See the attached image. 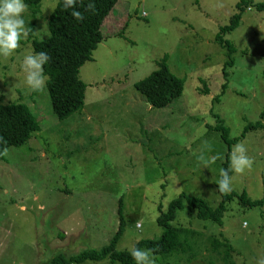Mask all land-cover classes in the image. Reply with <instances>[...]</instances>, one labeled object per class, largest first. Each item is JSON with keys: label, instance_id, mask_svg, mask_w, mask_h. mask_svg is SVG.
Segmentation results:
<instances>
[{"label": "rangeland", "instance_id": "374dc122", "mask_svg": "<svg viewBox=\"0 0 264 264\" xmlns=\"http://www.w3.org/2000/svg\"><path fill=\"white\" fill-rule=\"evenodd\" d=\"M57 1L24 14L38 40L50 36L44 33L50 34ZM246 1L240 26L225 37L236 49L228 56L216 37L241 0H118L102 26L104 41L80 72L85 107L65 121L53 112L47 84L34 92L24 83L20 63L32 51L29 36L0 57V103L26 105L40 126L28 144L0 153V264H48L57 254L108 245L119 228L120 199L126 221L120 251L159 238L158 207L166 211L182 193L220 205L217 182L228 146L214 116L231 139L250 123L264 125V10L254 5L264 0ZM165 57L185 87L180 98L155 109L135 83ZM238 143L253 164L232 173L229 194L264 201V130ZM237 197L227 203L223 226L180 211L173 225L193 233L184 245L188 254L152 255L154 264H257L264 257V203L247 208ZM225 240L233 250L228 258L225 247L215 251V242Z\"/></svg>", "mask_w": 264, "mask_h": 264}, {"label": "trees", "instance_id": "16d2710c", "mask_svg": "<svg viewBox=\"0 0 264 264\" xmlns=\"http://www.w3.org/2000/svg\"><path fill=\"white\" fill-rule=\"evenodd\" d=\"M43 1L24 0V3L29 12L36 14L41 11ZM117 2L118 0H94L95 11L85 12L84 6L87 0H82L77 10L84 14V20L77 22L70 15V10L62 8L63 0H58L55 9L48 18L50 36L45 40H38L34 37V29L28 22L27 27L29 29V39L31 40L28 43L31 45L32 50L37 52L43 50L48 52L50 56L49 63L45 65L46 84L53 112L59 121L69 119L85 107L87 87L80 79V72L86 63L92 61L94 51L104 41L102 26ZM254 5L259 10H264L263 3ZM249 7V2L241 0L237 4V13L231 18L230 24L221 27L217 34L216 42L222 49H226L228 56L235 53L236 49L229 41L225 40V37L240 26L243 15ZM167 61L168 59L165 57L156 71L135 83L136 90L155 109L169 106L180 98L184 92L185 81L176 77L170 71ZM228 64L226 63L223 69L225 79L227 78L226 69ZM225 88L226 84L223 86V89ZM203 93L208 94V90H204ZM219 98L220 96L214 99L218 100ZM214 117L217 119L215 131L220 134L222 142L228 146L224 169H229V154L232 145L244 139L250 131L264 130V125L261 121L250 123L245 126L240 137L231 139L230 131L225 126L224 121L218 115ZM263 118L264 113L261 116V119ZM36 132H40V126L26 105L0 103V153L10 147H20L28 144ZM229 175H232L230 170ZM69 193V190L65 191L68 196ZM219 194L223 199L217 208H212L201 198L189 197L183 193L170 202L166 211H163V207L159 206L157 224L163 229L162 235L156 239L141 240L135 244V247L151 249L152 255L155 256L163 255L174 258L182 256L187 253V248L184 245H189L193 233H188L189 231L185 228L173 225L180 211L184 209L194 210L197 219L223 226L222 220L227 212V203L235 196H238L240 204L247 208L262 206L264 203L263 200H251L246 193H242L240 196L235 193L219 192ZM123 207V201L120 199L117 210L119 228L108 245L98 250L86 249L76 254H57L48 264H84L86 262L98 263L102 261H109L111 264H135L128 251H120L117 247L126 229ZM220 247H225L228 250L226 255L228 258L233 251L229 241L225 240L224 243L216 241L215 251H218ZM230 264L233 263L230 261Z\"/></svg>", "mask_w": 264, "mask_h": 264}, {"label": "clouds", "instance_id": "9594fccd", "mask_svg": "<svg viewBox=\"0 0 264 264\" xmlns=\"http://www.w3.org/2000/svg\"><path fill=\"white\" fill-rule=\"evenodd\" d=\"M81 3L82 0H63L62 8L70 10L73 19L81 22L84 20V14L77 10ZM26 11L24 0H0V57L11 56L20 47L21 41L29 36V29L25 27L24 20ZM84 11H95L94 0H87ZM44 34L50 35L46 29ZM49 61L48 52L43 50L38 52L32 50L23 56L20 68L24 73V83L31 91L41 92L45 89L47 81L45 65ZM229 155V169H219L220 179L217 182V190L220 193L232 191L234 176L229 175V170L234 174H241L253 164L243 143L233 145ZM215 159L216 157H212L209 162H214ZM128 252L135 264H154L151 249L137 248L133 245ZM257 264H264V257H259Z\"/></svg>", "mask_w": 264, "mask_h": 264}]
</instances>
